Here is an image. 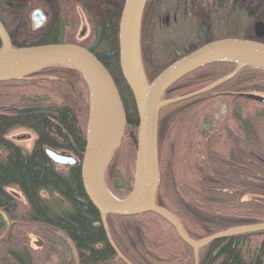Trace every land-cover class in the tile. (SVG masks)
Instances as JSON below:
<instances>
[{"label": "trees", "instance_id": "1", "mask_svg": "<svg viewBox=\"0 0 264 264\" xmlns=\"http://www.w3.org/2000/svg\"><path fill=\"white\" fill-rule=\"evenodd\" d=\"M151 1L154 0H148L145 12ZM124 2L121 0L116 4L111 0H94L97 15L93 16L94 37L91 42L66 38V24L62 16L72 13L76 17L77 4L81 5L82 1L63 0L62 12L53 16L43 35L32 43L15 41L14 45L24 47L57 42L78 44L92 51L109 70L123 99L127 126L124 138L106 169L105 179L111 191L121 198L119 190L126 189L130 193L134 183L139 123L135 99L122 77L119 63V23ZM17 37L15 34L14 38ZM142 55L146 67L144 51ZM235 67L231 63L205 66L178 81L166 92L164 100L169 93L177 95L199 91L230 74ZM45 71L55 75L56 82L26 78L0 83V86L20 84L22 88L36 90L21 96L15 106L0 108V149L4 152V157H0V209L12 223L8 228L0 215V264H35L33 251L20 236L27 228H33L48 242L47 262L53 261L52 256H61L62 260L55 264H73L74 261L69 258L74 256L73 244L80 264H125L108 241L99 211L85 194L80 166L61 171L45 152V147L50 146L83 156L89 118L87 85L79 71L61 66L42 69L30 77ZM259 71L264 72L258 68H246L238 73L234 82L232 80L224 87L229 88L243 78L260 77ZM79 87L82 91H78ZM165 114L166 108H163L159 116L160 182L157 203L174 211L166 198L165 154L162 146ZM262 125L261 113L253 114V141L257 140V131L263 128ZM21 127L37 134L31 151H25L8 137L13 129ZM128 151V158L133 165L130 171L123 167L122 162ZM10 188H17L23 195V201ZM215 198L212 192L205 189L200 193L198 202L187 203L198 209L200 216L188 211L179 215L190 238L201 240L222 230L264 222L259 212V207L264 205L262 202L251 198V210L248 212L238 204L231 205L226 195L218 197L220 201ZM106 220L115 245L135 264H149V260L153 259L151 256H156L166 264H195L193 248L157 214L129 217L107 215ZM214 253L222 259L221 264H264V231L217 240L202 250L199 256H212Z\"/></svg>", "mask_w": 264, "mask_h": 264}, {"label": "water", "instance_id": "2", "mask_svg": "<svg viewBox=\"0 0 264 264\" xmlns=\"http://www.w3.org/2000/svg\"><path fill=\"white\" fill-rule=\"evenodd\" d=\"M147 2L148 0H125L119 23L120 70L134 96L139 117L134 183L132 190L124 198L115 195L105 179L106 169L124 138L127 126L123 99L109 70L92 51L78 44L57 42L14 46L10 33L0 19V83L26 79L51 66L73 68L82 75L89 93V118L83 157L80 161L51 147H46L45 152L56 165L80 166L85 194L100 213L109 243L117 256L127 264L132 263L115 245L107 226V215L129 217L145 213L157 214L193 248L196 259L201 249L217 240L264 231V223L252 224L195 240L188 236L179 219L169 209L157 203L160 182L159 116L163 107L183 99L166 101V92L182 78L211 64L231 63L236 65V69L187 97L212 91L234 78L241 69L264 70V42L237 37L209 41L176 59L150 81L142 55V23ZM33 20L37 27H41L46 21V15L37 9L33 13ZM239 95L264 103V95L259 93ZM251 198L264 203V197ZM0 215L9 225L10 221L1 209ZM38 245H42V242ZM71 247L78 259L76 248L73 244Z\"/></svg>", "mask_w": 264, "mask_h": 264}, {"label": "flooded vegetation", "instance_id": "3", "mask_svg": "<svg viewBox=\"0 0 264 264\" xmlns=\"http://www.w3.org/2000/svg\"><path fill=\"white\" fill-rule=\"evenodd\" d=\"M238 1L241 3L246 0ZM155 3L156 1L152 6ZM210 3L214 4V0L212 2L210 0L202 1L204 7ZM40 10L46 15V21L41 26L43 27L51 20V17L48 18L47 13L43 9ZM7 30L13 45H15L14 35H19V29L7 28ZM149 30L150 28H148V32ZM209 36H213V34L209 32ZM147 40L149 41L142 23V49L146 47ZM197 47L198 44L192 43L187 46V49L190 52ZM245 69L239 70L238 73ZM257 73L260 77L243 78L242 81L232 84L229 88H225L224 85L232 80L234 82L237 75L210 92L191 97L187 96L195 92L177 95L169 93L165 99L167 101L183 98L163 107L166 108L163 128L165 134L166 198L169 206L174 209L171 212L179 221V215L185 211L200 216L198 209L187 203L189 201L198 202L200 193L205 189L216 196L214 200L220 201L218 197L226 195L230 198L231 205L238 204L248 212L251 210V201L247 199L249 194H259L264 197V132H262V128L257 131V140L253 141L252 137L253 114L261 113V119L263 118L264 122V103L239 95L250 92L264 95V72ZM29 77L28 79L39 78L40 81L56 82L55 79H57L51 72L46 71ZM219 98L230 100L221 116L214 109V104ZM262 127H264V123ZM55 150L72 155L80 161L83 157L73 151ZM65 168L67 170L71 167ZM259 212L264 219V205L259 207ZM247 214L249 215V213ZM208 246L201 249L199 255ZM199 255L197 259L195 257V261L199 264H221L222 262L219 256H215V253L212 256ZM151 257L153 259L149 260V264H166V262L155 258L156 256ZM71 259L74 261L73 264H80L79 258L76 259L75 256H72Z\"/></svg>", "mask_w": 264, "mask_h": 264}, {"label": "rangeland", "instance_id": "4", "mask_svg": "<svg viewBox=\"0 0 264 264\" xmlns=\"http://www.w3.org/2000/svg\"><path fill=\"white\" fill-rule=\"evenodd\" d=\"M62 1L2 0L0 1V19L8 29H19L17 42L24 41L29 44L43 35L51 21L43 27L37 28L32 19L34 10L43 9L48 18L51 17L52 19L54 15L62 12L64 6ZM81 1V5L77 4L78 14L76 17L72 13L62 16L66 24V38L91 42L94 37L93 16L97 15V9L94 0ZM154 1L156 3L152 6ZM154 1H152L143 18L144 31L147 33L149 41H146L147 45L143 47L142 51L144 50L146 59L145 71L150 80H153L164 68L174 62L175 58L187 54L189 52L187 46L192 43L198 44L199 47L209 41L230 37L264 42V0H246L241 3L238 0H214V4L210 3L205 7L202 5L203 0ZM111 2L118 4L121 0H111ZM148 28H150L149 32ZM209 32L213 36H209ZM41 89L43 88L41 87ZM35 91L32 88L30 90V87L22 88L20 84H12L10 87L0 86V108H11L19 103L21 96L29 95ZM74 91L76 92L77 89ZM78 91H82V88L79 87ZM54 98L57 99L55 96ZM228 101L230 100L227 98H219L215 102L214 109L217 110L219 116L224 114ZM262 132H264V127ZM8 137L24 148L25 151H31L35 145L37 134L30 129L21 127L13 129ZM163 144L165 154L164 139ZM129 153L128 151L125 161H122L126 170L133 168L128 158L130 157ZM0 157H4L2 149H0ZM57 168L66 171L63 166L57 165ZM9 190L23 201V195L17 188H10ZM118 193L123 198L129 194L126 189H120ZM253 195L261 196L249 194L247 199L251 200ZM7 226L10 228L12 223L7 224ZM20 236L28 248L33 251L35 264H55V262L59 263L62 260L63 257L61 258V256H52L53 261L51 263L46 261L49 244L44 237L34 232L33 228H27L25 232L22 231ZM40 242L42 245H38ZM120 252L122 253L121 250ZM71 257L69 256V258ZM119 259L121 260L120 257ZM195 264L199 263L195 261Z\"/></svg>", "mask_w": 264, "mask_h": 264}]
</instances>
